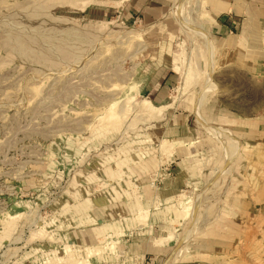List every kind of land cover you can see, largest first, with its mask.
Wrapping results in <instances>:
<instances>
[{"label": "rangeland", "instance_id": "obj_1", "mask_svg": "<svg viewBox=\"0 0 264 264\" xmlns=\"http://www.w3.org/2000/svg\"><path fill=\"white\" fill-rule=\"evenodd\" d=\"M209 22L204 0H0V264H209L232 233L233 264H264L231 205L264 158L228 125L264 80L210 58Z\"/></svg>", "mask_w": 264, "mask_h": 264}, {"label": "crops", "instance_id": "obj_2", "mask_svg": "<svg viewBox=\"0 0 264 264\" xmlns=\"http://www.w3.org/2000/svg\"><path fill=\"white\" fill-rule=\"evenodd\" d=\"M204 1L210 19L205 29L215 48V61L222 67H234L247 78L264 80V0ZM241 116L237 115V119L228 116V125L236 137L233 139L236 144H254V148L259 149V157L264 158V102L257 106L253 116ZM171 193L169 190L168 195ZM231 205L238 207V215L243 219L244 229L239 232L243 249L248 250L253 239L264 244V181L254 188L249 184L245 194L237 203L234 198ZM228 235L226 241H212V245L199 246L195 250H203L202 255L211 256L209 264H233L236 236L235 233ZM201 262L207 263L204 259Z\"/></svg>", "mask_w": 264, "mask_h": 264}, {"label": "bare ground", "instance_id": "obj_3", "mask_svg": "<svg viewBox=\"0 0 264 264\" xmlns=\"http://www.w3.org/2000/svg\"><path fill=\"white\" fill-rule=\"evenodd\" d=\"M196 30V29H195ZM198 32H200V34H202L204 37H205V40H206V42H207V45H208V49H209V53H210V58L212 57V52H213V46H212V44H211V41H210V39L206 36V34H204L202 31H201V29H198L197 30ZM210 58H208L209 59V62L211 61V59ZM195 63V62H194ZM196 63L198 64L199 63V61H198V59L196 60ZM211 63H212V61H211ZM210 63V64H211ZM212 65H210V67H211ZM195 67H197V66H195ZM195 67L194 66H191V67H189V69L187 70V72H185V74L183 75V85H182V87H183V90H186L187 88H188V86H189V84H191V83H193L192 81H194L193 80V78L192 77H195L194 79L196 80V77H197V75H199V71L198 70H196L195 69ZM198 69V68H197ZM210 71H211V69H210ZM191 82V83H190ZM210 84V83H209ZM155 110V109H154ZM153 111V110H152ZM232 141V140H231ZM232 150V149H231ZM232 154V153H231ZM230 154V155H231ZM229 155V154H228ZM227 157V156H226ZM230 158V156L227 158V159H229Z\"/></svg>", "mask_w": 264, "mask_h": 264}]
</instances>
